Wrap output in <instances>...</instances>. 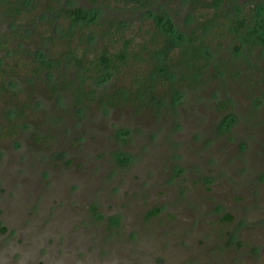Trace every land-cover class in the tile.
Returning a JSON list of instances; mask_svg holds the SVG:
<instances>
[{
    "label": "rangeland",
    "instance_id": "374dc122",
    "mask_svg": "<svg viewBox=\"0 0 264 264\" xmlns=\"http://www.w3.org/2000/svg\"><path fill=\"white\" fill-rule=\"evenodd\" d=\"M60 5L98 10L104 30L120 27L114 44L129 40L135 51L153 31L150 14L165 12L176 31L205 37L208 64L195 75L175 53L169 65L183 79L182 97L172 101L158 85L154 103L135 95V74L149 61L81 85L63 58L35 80L28 69L36 48L57 56L65 49L41 40L44 31L57 38L56 26L39 21L15 56L7 54L17 46L11 40L2 68L13 66L15 85L0 71V264H264V42L217 28L245 17L243 34L251 35L264 0ZM12 31L1 19L0 34ZM80 85L87 95L77 104ZM120 87L132 90L131 101L98 100ZM18 102L26 103L23 125L6 135Z\"/></svg>",
    "mask_w": 264,
    "mask_h": 264
},
{
    "label": "trees",
    "instance_id": "16d2710c",
    "mask_svg": "<svg viewBox=\"0 0 264 264\" xmlns=\"http://www.w3.org/2000/svg\"><path fill=\"white\" fill-rule=\"evenodd\" d=\"M200 1L218 6L234 0ZM98 14L99 11L96 9L90 11L81 7H62L60 0H0V20L3 19L9 27L14 29L12 32L0 34L1 77H10L8 80L9 86L15 85L12 81L13 78L11 79L14 72L13 66L9 65L7 68H2L5 65L6 58L5 55L1 54L2 50H7L10 46V41L15 39L17 46L8 50L7 54L18 55L23 41L28 37L27 34L29 32L34 34L38 27V22L48 18L47 22L56 26L54 30L58 37H54L52 32L46 34L44 31L40 33L41 40L53 43L62 42L61 44L65 45V49L58 56L53 54L46 55L42 50V46H38L34 51L35 57L33 60L30 59L31 67L28 69L30 79L40 80L43 73H52V69L63 58L67 63L74 64L78 68L81 74V85L98 79L104 82L114 74L120 73L125 67L131 70L137 62L142 64L141 62L149 61L151 65L149 69L143 71L141 76L140 73L139 75L135 74L137 79L134 83H136L138 88L135 91V95L137 99L141 100L148 94L149 99L156 103L159 100L158 95L155 93L158 85L166 86L164 92L172 94V101L182 97L183 79L174 80L175 73L169 65L175 53L177 54V62L180 65L189 67L195 75L201 71L202 66L204 67V65L208 64L206 55L210 46L205 41V37H198L193 33L182 34L176 31L172 19L165 12L150 14V18L154 22L153 31L150 33L147 42L140 43V48L137 51L130 47L129 40L123 39V44L120 46L115 45L114 43L122 39L120 27L117 24H111L108 30H104ZM56 21L59 22L58 26ZM245 22V17L230 18L222 26L219 24L217 28L218 30L221 29V31L226 30L245 42H254L257 39H261L264 42V37L261 34H255L258 28L264 29V20L257 27L250 29L249 34L251 35L246 36L243 34ZM23 24L26 25L24 29H22ZM84 34L87 35L86 38ZM219 34L222 35V33ZM97 38H108L110 43L98 49H94L95 46L90 48L89 44H92ZM85 39V43L82 42ZM75 40H78L77 44L74 43ZM81 85L77 89L80 94L77 104H81L84 96L87 95ZM4 91H7L5 82H1L0 96ZM94 92L95 90L91 91V95ZM130 93L132 94V90L130 91L129 88L120 87L115 89L114 93L99 97L98 100L103 106L114 105L118 101H131ZM25 104L24 102H18L17 105L11 108L9 111V123L5 127L4 134L14 135L22 127L23 122L21 120ZM153 212H156V210Z\"/></svg>",
    "mask_w": 264,
    "mask_h": 264
}]
</instances>
